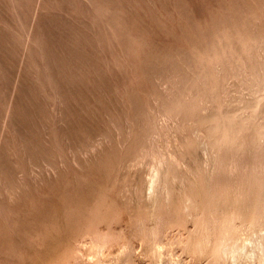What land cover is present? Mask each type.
<instances>
[{
    "label": "rangeland",
    "instance_id": "1",
    "mask_svg": "<svg viewBox=\"0 0 264 264\" xmlns=\"http://www.w3.org/2000/svg\"><path fill=\"white\" fill-rule=\"evenodd\" d=\"M262 64L264 0H0V264H60L73 250L89 264L90 231L113 239L105 260L129 245L132 264L148 263L139 242L154 220L141 156L157 132L176 150L167 154L183 152L165 177L179 226L165 208L159 238L182 264H203L175 241L194 227L178 211L177 184L201 179L207 163L190 128L236 105L244 117ZM226 148L206 176L234 177L239 145Z\"/></svg>",
    "mask_w": 264,
    "mask_h": 264
},
{
    "label": "bare ground",
    "instance_id": "2",
    "mask_svg": "<svg viewBox=\"0 0 264 264\" xmlns=\"http://www.w3.org/2000/svg\"><path fill=\"white\" fill-rule=\"evenodd\" d=\"M262 66L264 65L262 64ZM251 72L252 71H250V73ZM251 75H253V73H251ZM257 75L259 74L257 73ZM257 75H254V76H257ZM256 78L254 79L256 80V82L255 81L253 82H255L256 85L258 84L259 88H257V90L261 94L259 96H256L258 92L257 93L255 92L256 93V95H254L255 97L249 100L248 106H246L248 108V110L246 111L247 114L244 113L246 114L244 117L242 118L236 117L235 114L237 112V109H236L237 105L234 108H231L228 110L225 109L226 108L225 107L224 108L225 111L223 112L212 113L210 117H208L209 120L205 124L201 125V127L194 125L190 128L189 135L191 134L193 136V138H190L192 140L194 139L193 145H191L192 140L190 142L191 144L185 141L187 144L189 143L191 146H194V141H195L197 148L201 149L200 150L201 154L203 152V154H205L207 157L206 158L205 155L204 157H201V158L207 159L206 166L202 169L199 168L201 170L200 172L204 174L201 177V179H198L197 177L195 178L194 177L195 175L193 174L194 178L189 180V178L192 177V174H191L190 175L191 177L189 176V178H187L188 177L187 176L186 177L187 180L183 181L185 183L180 182L177 184V185L181 184L180 185L181 189H178V190H181V193L179 194L180 197H179L178 211L181 214V216H184L187 218L191 217L192 218L191 222H193L192 224L194 225V227L192 225L193 230H189L185 238H178V240H175V241H176V244L178 245L177 247H180L182 253L188 255L190 259L194 262H203V264H264V80L261 82H257ZM247 96L249 95L247 94ZM182 98L185 99L186 97L183 96ZM206 104L208 105V103ZM243 104L245 103L242 102V105ZM222 107H224V105ZM212 108H214V106H212ZM193 110L195 109H192V111ZM181 113L182 112H180V115H184V113L183 114ZM158 115L161 118H163L161 114H158ZM165 115L167 116V113ZM166 116L164 118H166ZM167 118H168V122L170 120L172 121L171 123L180 122L181 120V117L179 118L180 120H177V116H171ZM158 119L160 118H157V120ZM184 120L187 121L185 118ZM190 121L193 122V120H190ZM190 121H187V122H190ZM160 125L161 123L158 124L157 126H160ZM165 127L163 128L165 129ZM170 127L171 126H169V128ZM179 127H181V125H179ZM179 127L177 124L176 128L179 129ZM182 127H185V126L182 125ZM161 128L159 127V129ZM186 128L187 127H185L184 129ZM177 129H176V133L179 131V130L177 131ZM183 130H181L180 132H182ZM184 132L188 134L187 131L184 130ZM188 132H189V129H188ZM157 134L159 133L157 132ZM157 134H154L155 137L151 139V143L148 144L149 147L147 146L148 147L147 150L139 148L141 150H144V153L143 154L141 153L142 154L141 157H143L142 159L145 158L146 160H149L148 161L149 170L147 168L148 170L147 173H149L150 175L149 177H146L147 179L149 178L147 180L148 182L145 180V182H147L146 185H148L146 186L148 194L146 193L145 194H146V199L148 201V212L147 213L149 214V217L152 218L150 220H154L153 222L154 226L151 227L149 225L151 228L146 234H144L146 230L144 231V233L142 232V230H144L143 227L140 230L141 236L143 234L144 235L140 239L142 242H139V244L143 243L142 245H144L143 253L148 261V263L146 264H182L180 259H178L177 257H174L173 251L169 250L171 247L168 249L169 247L168 245H170L172 242L171 243L169 242L170 244L166 245V243H163L159 238L160 235H159L158 229L160 230L162 228H158L157 223L158 225L162 226V225H166L168 222L166 223L165 221L160 220V222H163L160 224V222H157V218H160L161 217L160 215L164 214V213L161 214V212L165 210V208H168L167 211L169 212L170 205H171V198H170L171 192L168 190L165 177L169 169L168 167L175 166L177 162L175 163V159H174L175 157L173 158L174 154L172 156H170L171 154L170 155L167 154L169 150L167 151L166 148H168L167 146L169 144V137L166 136L165 141L161 142L160 141L161 139L159 140V137L161 136H159L157 139L156 138L158 136ZM171 134L173 133L171 132ZM154 135L152 133L150 134V136H154ZM182 135L184 138L185 133ZM162 136L164 137V135ZM176 136L177 135H175V137ZM171 138L172 137H170V139ZM183 138H180V139L183 140ZM146 139L148 138L146 137ZM172 140H177V139H172ZM179 142L180 141H178L177 143ZM183 142H181L182 144L179 147L183 146ZM173 144L175 143L173 142ZM185 145L184 147H186L187 149L188 146H185ZM230 145H235V146L239 145L238 151L240 152V154H238L237 157L235 156V159H234L235 168L232 172L234 173L233 174L234 177L232 176L233 177L232 179L227 178L229 181L227 183L225 181L226 184H223L222 183L223 180H227V179L222 178L223 179L222 180L221 177H219L221 180V181L219 180L220 181L219 183V181H217L218 179L214 177V175L216 174V172H214L216 171L214 167L216 166L217 163H219L218 161L221 160L222 154H224L225 149H227L226 147ZM145 146L143 147L145 148ZM170 146H173V145L170 144ZM176 146L177 145H175V149L178 148V147L176 148ZM174 151L176 152V150ZM174 151L171 150L168 153H171ZM179 151L180 150H177V153L182 155L183 152L180 153ZM138 159L141 160L139 156H138ZM136 160L137 159H135V161ZM138 162L136 164H138ZM146 163L147 162H145V164ZM131 164L133 163L131 162ZM131 164H130L131 167L135 166ZM176 166H178V163ZM208 168L214 172V175L212 174L211 176H206L207 174L205 175V171H207ZM187 171H189L190 173V170H187ZM147 173L146 175H148ZM173 173L175 174L176 172H173ZM174 178L177 179L176 177ZM174 180H172L171 183H173ZM174 189H176L177 191V188H174ZM140 196H142V194H140ZM173 196L175 195H172V197ZM138 199L140 200V198ZM142 200L144 201L145 199H142ZM173 203L175 205L176 202L174 201ZM137 204L140 205V203H136V206ZM172 214L173 213H170V215H168L167 213H165L164 217L168 215L167 216L168 220L170 219L172 221L171 219ZM149 217H147V220ZM164 217L161 219L164 220ZM184 217L182 220H184ZM135 218L137 219L138 217H135ZM147 220H144V218H141L142 223L140 221V224L145 223L143 221H147ZM136 221H138V219L135 220V222ZM177 221L179 220L176 219V224L178 223ZM181 222L184 223L187 221L184 220ZM181 222H180L181 226H186V225H183ZM176 224L175 222L172 221V223L169 222L168 225H170V227L171 226L175 227ZM178 226L179 224H177V227ZM174 227H171V228H174ZM146 229H149V228H146ZM161 233L162 232L160 231V234ZM84 235L87 236V234H84ZM89 235L92 238L90 240L89 245H87L88 242H86L87 243L86 246H88L86 248L88 255L86 254V257L84 258H87V256H90L89 262L91 264H132L131 258H132L133 251L131 250L129 245H126L123 247L120 246L121 248L120 249L118 248L119 250L117 252V255L115 254L116 256L113 257L112 260L107 261L105 260L106 258L104 256L105 251L107 250L108 244H110L113 239L111 240L110 243H108L109 239H111L108 237V235L105 236L104 234H98L93 231H90V233H88V236ZM165 236L163 235V237ZM106 237H108L109 239H107ZM160 237L162 238V235ZM173 244L175 245L174 241H173ZM78 253L79 252L77 250H73L69 252L66 251V253L61 254L58 258L60 260V264H79L81 260L79 259V256L81 257V254L79 253L80 254L79 255Z\"/></svg>",
    "mask_w": 264,
    "mask_h": 264
}]
</instances>
